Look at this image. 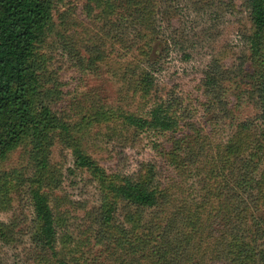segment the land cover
Segmentation results:
<instances>
[{"label": "rangeland", "instance_id": "obj_1", "mask_svg": "<svg viewBox=\"0 0 264 264\" xmlns=\"http://www.w3.org/2000/svg\"><path fill=\"white\" fill-rule=\"evenodd\" d=\"M51 3L52 18L34 53L42 96L68 122L70 142L106 174L100 179L76 168L73 147L60 136L44 151L46 168L36 165L33 137L12 143L0 164L8 174L0 180V264H58L35 238L31 190L37 174L56 215L65 264H120L124 258L130 259L125 264H154L150 251L137 252L138 237L152 249L178 212L177 225L190 230L198 224L212 232L210 238L192 236L189 245L197 252L175 264H229L217 250L228 227L224 215L235 213L247 192L225 180L238 169V158L226 148L233 141L255 147L261 127L247 75L264 64V54L259 63L249 57L244 37L252 24L244 0ZM213 64L222 79L218 101L205 86ZM144 73L154 78L148 93L139 82ZM158 101L172 103L181 115L175 131L139 132L121 116H145ZM262 152L258 159L264 161ZM127 176L157 186V205L144 209L117 197L109 186ZM112 203L116 215L104 239L95 220ZM214 212L219 220L212 225ZM254 212L264 219V207Z\"/></svg>", "mask_w": 264, "mask_h": 264}, {"label": "trees", "instance_id": "obj_2", "mask_svg": "<svg viewBox=\"0 0 264 264\" xmlns=\"http://www.w3.org/2000/svg\"><path fill=\"white\" fill-rule=\"evenodd\" d=\"M244 5L252 24L251 32L244 37L245 42L250 50V59L259 63L257 61L264 54V0H244ZM51 18V0H0V164L5 150L27 135L35 140L36 165L46 168L49 162L44 151L55 136H60L63 142L73 147L74 166L90 170L102 179L106 174L105 169L79 145L70 142L73 137L68 122L60 117L42 96V82L35 68L34 53L36 44L43 39ZM211 68L205 78L209 95L215 94L217 88H222L220 72L215 64ZM247 76L248 92L256 99L255 103L259 109L257 117L261 121V127L255 147H250L246 142L233 141L228 143L226 148L228 154L238 158V169L237 173L232 171L233 178L225 177V180L235 182L241 191L247 192V195L239 200L235 213L224 215V225L228 227L222 237H219L217 250L224 254L229 264H264V219L260 213L254 212L264 207V161L258 159L264 150V64L259 65ZM153 80L150 73H144L140 77L139 82L144 93L150 91ZM215 98L218 101L222 100L223 96L217 93ZM121 116L136 131H150L156 135L175 131L181 126L182 118L173 108V104L165 101L155 102L145 116L133 113H122ZM7 177L8 174L0 168V180ZM32 184L31 200L37 224L36 242L50 253L51 258H56L58 264H65L66 261L59 257L57 247L56 215L48 195L43 191L41 175L37 174ZM109 188L120 199L144 209L156 206L159 200L157 186L129 176L123 177L119 185H110ZM115 215L116 207L112 203L102 210L99 219L95 220L99 224L101 238H108V227H111ZM180 215L178 212L171 216L152 249L147 248L148 242L143 237H138L140 242L136 244L137 252L150 251V261L154 264H175L184 256L193 258L197 251L195 245H189L190 238L197 235H209L210 238L212 230L209 231L198 224L191 225V229L187 230V226L177 225ZM198 218L196 214V219ZM218 218V213L210 215L211 224L217 223ZM192 221L194 216L190 219V222ZM204 234L206 235L203 236ZM109 239H112V235ZM212 242L211 239L208 240L210 246ZM207 248L203 247L204 253H207ZM129 260L124 258L120 264Z\"/></svg>", "mask_w": 264, "mask_h": 264}]
</instances>
